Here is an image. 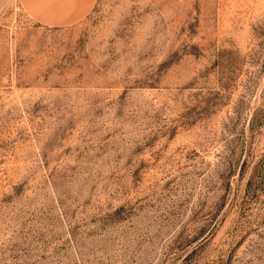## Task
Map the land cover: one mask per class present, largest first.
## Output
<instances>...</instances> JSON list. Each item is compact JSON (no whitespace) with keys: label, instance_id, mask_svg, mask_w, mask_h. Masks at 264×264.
I'll use <instances>...</instances> for the list:
<instances>
[{"label":"rangeland","instance_id":"obj_1","mask_svg":"<svg viewBox=\"0 0 264 264\" xmlns=\"http://www.w3.org/2000/svg\"><path fill=\"white\" fill-rule=\"evenodd\" d=\"M0 0V264H264V0Z\"/></svg>","mask_w":264,"mask_h":264},{"label":"crops","instance_id":"obj_2","mask_svg":"<svg viewBox=\"0 0 264 264\" xmlns=\"http://www.w3.org/2000/svg\"><path fill=\"white\" fill-rule=\"evenodd\" d=\"M64 1L69 2L68 4H65L66 7L82 9L83 7H88L93 0H64Z\"/></svg>","mask_w":264,"mask_h":264}]
</instances>
